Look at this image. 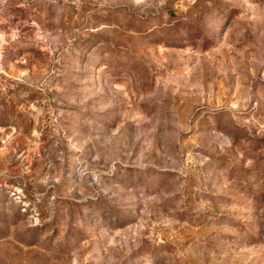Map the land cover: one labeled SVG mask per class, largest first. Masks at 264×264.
<instances>
[{"label":"rangeland","instance_id":"1","mask_svg":"<svg viewBox=\"0 0 264 264\" xmlns=\"http://www.w3.org/2000/svg\"><path fill=\"white\" fill-rule=\"evenodd\" d=\"M0 264H264V0H0Z\"/></svg>","mask_w":264,"mask_h":264}]
</instances>
